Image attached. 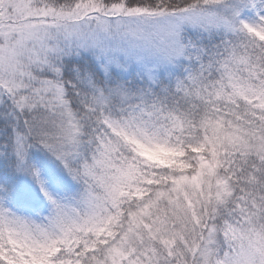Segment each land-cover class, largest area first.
<instances>
[{
  "label": "snow or ice",
  "instance_id": "6c2138e0",
  "mask_svg": "<svg viewBox=\"0 0 264 264\" xmlns=\"http://www.w3.org/2000/svg\"><path fill=\"white\" fill-rule=\"evenodd\" d=\"M0 264H264V0H0Z\"/></svg>",
  "mask_w": 264,
  "mask_h": 264
}]
</instances>
